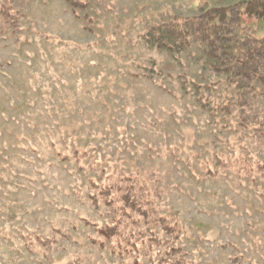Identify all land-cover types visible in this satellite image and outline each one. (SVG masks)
<instances>
[{
    "label": "rangeland",
    "instance_id": "1",
    "mask_svg": "<svg viewBox=\"0 0 264 264\" xmlns=\"http://www.w3.org/2000/svg\"><path fill=\"white\" fill-rule=\"evenodd\" d=\"M9 1L14 24L0 22V264H63L75 254L82 264H132L92 246L84 221L108 219L88 203L90 180L123 175L160 194L158 213L180 227L191 264H264V136L252 131L264 96L248 98L243 120L203 47L172 53L143 39L162 20L240 0H82L76 12L64 0ZM244 28L264 34L261 20L244 18L240 38ZM216 158L235 169L205 177ZM51 234L58 244L46 254L25 245Z\"/></svg>",
    "mask_w": 264,
    "mask_h": 264
},
{
    "label": "trees",
    "instance_id": "2",
    "mask_svg": "<svg viewBox=\"0 0 264 264\" xmlns=\"http://www.w3.org/2000/svg\"><path fill=\"white\" fill-rule=\"evenodd\" d=\"M64 1L73 12L87 7L86 1ZM11 9L9 0L0 3V22L14 24L16 17ZM244 18L264 22V0H240L223 7H209L192 16L162 20L150 26L143 39L156 50L172 53H180L192 44L203 47L210 60V71L225 78L239 117L246 120L252 114L248 98L264 96V34L255 37L244 28L247 33L240 38L236 29ZM201 105L206 107L202 102ZM251 116L254 118L255 114ZM261 118V121L254 119L252 127L257 138L264 136V115ZM216 165L214 170L206 167L204 176L215 178L220 171L236 167L232 159L216 158ZM250 170L251 167H247L246 174ZM89 188V205L96 210L103 208L108 215L104 222L84 220L94 231L88 238L92 246L107 250L113 256L129 258L132 264H142L143 259L155 264L153 257L158 254H163L158 264H191L177 244L180 227L158 213L156 203L160 194L156 191H147L126 175L114 181L110 178L90 180ZM34 244L46 254L58 240L53 234L45 238L34 235L25 245L33 252ZM83 261L80 254H75L63 264H82Z\"/></svg>",
    "mask_w": 264,
    "mask_h": 264
}]
</instances>
